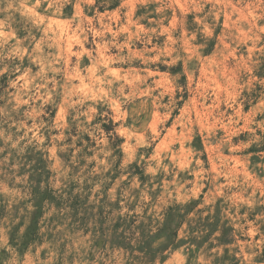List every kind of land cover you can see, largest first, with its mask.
<instances>
[{
	"label": "rangeland",
	"instance_id": "374dc122",
	"mask_svg": "<svg viewBox=\"0 0 264 264\" xmlns=\"http://www.w3.org/2000/svg\"><path fill=\"white\" fill-rule=\"evenodd\" d=\"M2 50L0 264H264V0H0Z\"/></svg>",
	"mask_w": 264,
	"mask_h": 264
},
{
	"label": "bare ground",
	"instance_id": "6f19581e",
	"mask_svg": "<svg viewBox=\"0 0 264 264\" xmlns=\"http://www.w3.org/2000/svg\"><path fill=\"white\" fill-rule=\"evenodd\" d=\"M2 16L3 17H5V14L3 13L2 14ZM3 19H5V18H3ZM2 19V20H3ZM5 20H7V19H5ZM12 25H13V27H14V32H19V33H21V30H19L17 27H16V23H12ZM5 53V51L4 50H2V52L0 53V55H3ZM13 81V80H12ZM231 156V155H230ZM229 157V156H228ZM232 157V156H231ZM231 157H229L228 159H230ZM234 157V156H233ZM235 158V157H234ZM227 159V158H226ZM233 159V158H232ZM223 164H224V162H223ZM226 164L227 163H225V165H224V168H226L225 166H226ZM229 165V164H228ZM228 168H230V167H228ZM228 170V169H227ZM231 170H233V168L231 169ZM224 173V172H223ZM229 173H230V171H229ZM228 174V173H227ZM230 174H232V173H230ZM226 175V174H225ZM233 175V174H232ZM228 176H230V175H228ZM227 177V176H226ZM230 179V178H229ZM227 180H228V178H227ZM229 181V180H228ZM228 181H227V183H228ZM237 181V180H236ZM220 183V182H219ZM231 183H235V180H234V182H231ZM248 184V183H247ZM239 185V184H238ZM224 198H225V196H224ZM251 232V231H250Z\"/></svg>",
	"mask_w": 264,
	"mask_h": 264
}]
</instances>
